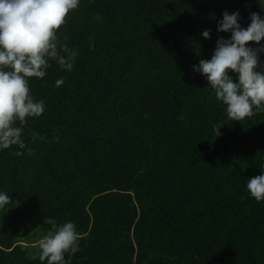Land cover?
Listing matches in <instances>:
<instances>
[{"label":"trees","instance_id":"16d2710c","mask_svg":"<svg viewBox=\"0 0 264 264\" xmlns=\"http://www.w3.org/2000/svg\"><path fill=\"white\" fill-rule=\"evenodd\" d=\"M237 10L246 28L264 0H81L58 33L73 70L30 78L45 111L26 118L23 156L0 151V264H42L45 218L76 224L71 264H264V202L245 191L264 112L228 120L193 72Z\"/></svg>","mask_w":264,"mask_h":264},{"label":"clouds","instance_id":"9594fccd","mask_svg":"<svg viewBox=\"0 0 264 264\" xmlns=\"http://www.w3.org/2000/svg\"><path fill=\"white\" fill-rule=\"evenodd\" d=\"M81 0H0V151L17 146L12 155L21 157L26 148L22 139L26 118H38L45 111L43 100L30 93V78L43 79L50 62L62 71L71 72L77 52L62 43L59 30L68 14L76 10ZM240 12L222 13L217 21L219 36L210 59H200L193 72L207 81V88L223 107L228 120L243 121L257 112H264V16L250 13V23L242 27ZM211 30L201 36L211 38ZM255 45V46H251ZM63 77L55 86L64 84ZM19 122V126H17ZM225 124L213 125L217 137ZM260 174L246 178L245 191L257 203L264 202V162ZM12 197L0 191V210ZM50 228L39 239V259L42 264H71L80 251V233L76 224L45 218Z\"/></svg>","mask_w":264,"mask_h":264}]
</instances>
